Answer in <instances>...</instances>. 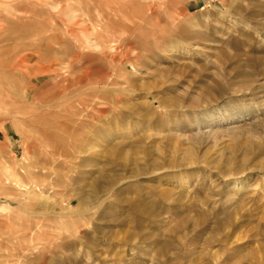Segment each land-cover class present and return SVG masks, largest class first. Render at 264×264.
<instances>
[{
  "label": "rangeland",
  "instance_id": "rangeland-1",
  "mask_svg": "<svg viewBox=\"0 0 264 264\" xmlns=\"http://www.w3.org/2000/svg\"><path fill=\"white\" fill-rule=\"evenodd\" d=\"M162 262L264 264V0H0V264Z\"/></svg>",
  "mask_w": 264,
  "mask_h": 264
},
{
  "label": "bare ground",
  "instance_id": "bare-ground-1",
  "mask_svg": "<svg viewBox=\"0 0 264 264\" xmlns=\"http://www.w3.org/2000/svg\"><path fill=\"white\" fill-rule=\"evenodd\" d=\"M86 108H87V106H86ZM156 256H157V254H156ZM152 260V259H151ZM162 260V259H161ZM163 261V260H162ZM168 262V261H167ZM161 263V262H160ZM163 263V262H162ZM164 264V263H163ZM169 264V263H168Z\"/></svg>",
  "mask_w": 264,
  "mask_h": 264
}]
</instances>
